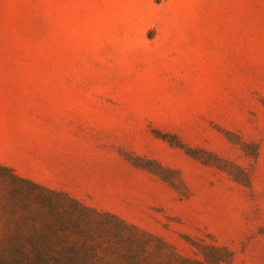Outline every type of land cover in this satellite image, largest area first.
Instances as JSON below:
<instances>
[{
  "label": "rangeland",
  "instance_id": "1",
  "mask_svg": "<svg viewBox=\"0 0 264 264\" xmlns=\"http://www.w3.org/2000/svg\"><path fill=\"white\" fill-rule=\"evenodd\" d=\"M0 164L88 264H264V0H0Z\"/></svg>",
  "mask_w": 264,
  "mask_h": 264
},
{
  "label": "trees",
  "instance_id": "2",
  "mask_svg": "<svg viewBox=\"0 0 264 264\" xmlns=\"http://www.w3.org/2000/svg\"><path fill=\"white\" fill-rule=\"evenodd\" d=\"M76 207L88 210L0 164V264H88L94 244Z\"/></svg>",
  "mask_w": 264,
  "mask_h": 264
}]
</instances>
